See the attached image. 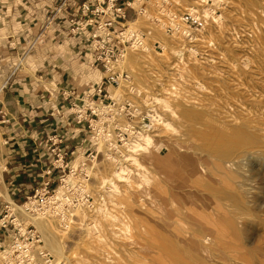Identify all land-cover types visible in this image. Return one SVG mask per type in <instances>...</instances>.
<instances>
[{
	"label": "rangeland",
	"instance_id": "rangeland-1",
	"mask_svg": "<svg viewBox=\"0 0 264 264\" xmlns=\"http://www.w3.org/2000/svg\"><path fill=\"white\" fill-rule=\"evenodd\" d=\"M192 9L201 29L167 30ZM127 22L92 156L39 194L42 212L8 204L16 225L48 227L33 225L35 264H264V0H140ZM215 130L247 142L217 155Z\"/></svg>",
	"mask_w": 264,
	"mask_h": 264
},
{
	"label": "crops",
	"instance_id": "crops-1",
	"mask_svg": "<svg viewBox=\"0 0 264 264\" xmlns=\"http://www.w3.org/2000/svg\"><path fill=\"white\" fill-rule=\"evenodd\" d=\"M106 2L0 0V217L93 153L91 127L123 77L100 59L96 25L112 20L104 46L123 51L134 0H118L125 18L96 13ZM4 234L0 227V241Z\"/></svg>",
	"mask_w": 264,
	"mask_h": 264
},
{
	"label": "built area",
	"instance_id": "built-area-1",
	"mask_svg": "<svg viewBox=\"0 0 264 264\" xmlns=\"http://www.w3.org/2000/svg\"><path fill=\"white\" fill-rule=\"evenodd\" d=\"M153 1H156V0H153ZM210 1L212 2V0ZM126 6H129V3H127ZM103 9L104 10H101V11L95 9V12L103 14L104 11H108L109 13L119 14V16L125 18L124 5L122 6V4L118 3V0H107L106 6ZM206 19L207 18L203 14V12H198L196 9L185 11L180 16V22L187 29L191 31L201 29L206 24ZM112 23H113L112 20H108L102 24L97 23L96 25L97 29L102 31V34H103V36L97 35V39L99 40L100 45H101L99 47V49H101L100 59L108 63H112L113 61L116 62L118 58L122 56V52L124 51V48H125V47L123 48V51L115 52L112 48H108L109 46L105 47L108 44L107 38L109 37V32L106 29H108L109 26L112 25ZM167 30L171 32L172 34L178 33L183 36H185L186 34L184 31L181 30V28L178 25H174L172 24V22L170 26L167 27ZM134 33L135 32H132L130 35H127L126 37L123 36L124 38L123 42L129 43L130 41L132 44L134 42ZM93 37H96V35H93ZM114 104L115 102H110L108 104H105L100 112V115H99L100 117L97 118L95 122L99 121L101 118H103V116L109 115V111L111 110V108L109 107H112ZM126 106H129L127 102L124 104V111L125 109L127 110ZM3 121H4V114L2 110L0 109V124ZM91 130H92V135L94 136L96 134L93 131L94 125L93 127H91ZM123 134L124 133H118L116 136H118V138L121 139L123 137ZM95 139L96 138L93 137L94 141ZM71 168H72V165H70L67 168V170L71 172L72 171ZM64 175L65 173H63V175L60 177L59 183L56 187H54V189L44 188L41 190V193L38 192L31 196H28L26 199L27 201L24 204H27L28 202H30L31 198H34V201L36 202V207L27 206L25 207V210L27 212H34L36 210L42 212L41 210H43L44 208L43 203H45V201H43L42 196H40L39 194L45 195L46 193H48L49 190H55L59 187H62L63 182H64ZM4 206H6V210L3 213V215L0 217V227L1 229H3L5 233L0 241V262L2 264H35L34 259L31 254H32V251H35L34 249L36 248V246H39L41 243L39 233L36 231L33 225H24L23 221L20 222L19 225H16L15 222H12L14 221L15 216L13 215V213H9V209L7 205H4ZM10 224H11V227H9ZM4 238H8V241L6 243H5ZM37 255H39L44 262L49 260L46 253L42 254L38 252Z\"/></svg>",
	"mask_w": 264,
	"mask_h": 264
},
{
	"label": "bare ground",
	"instance_id": "bare-ground-1",
	"mask_svg": "<svg viewBox=\"0 0 264 264\" xmlns=\"http://www.w3.org/2000/svg\"><path fill=\"white\" fill-rule=\"evenodd\" d=\"M140 2V0H134V5H137L138 6V3ZM149 8V7H148ZM172 19H174L173 18V15H172ZM179 19H180V16H179ZM175 21H176V23H179L178 22V20H176L175 19ZM124 25H126V26H128L129 27V24H128V22H125L124 23ZM182 31H184L185 33H188V29H182ZM124 60H128V57H127V55L126 56H124ZM220 130V129H219ZM219 130H215L216 131V133H217V136L218 135H222V134H226V136H229V138H228V140L226 141L227 143L224 145V144H221V145H219L218 146V148H217V155H224V154H229L230 152H231V150L232 149H234L235 147H237V146H239V145H241V144H243V143H245V142H247L246 141V137H245V135H244V137L246 138H244V137H242L241 135H239L236 131H234V130H230L229 132H225V131H219ZM241 130V129H240ZM242 133V132H241ZM244 133V132H243ZM242 133V134H243ZM219 137V136H218ZM101 144H102V142H101ZM121 171V170H120ZM110 185H112V184H110ZM11 205V204H10ZM12 206H14V207H16V208H18V209H21L22 208V206H18V205H15V204H12ZM24 212V211H23ZM24 215V214H23ZM26 215V214H25ZM30 219V221L33 223V225L38 229V230H40V231H43V230H48V227L47 226H45L44 224H43V222H41L40 220L41 219H38L36 216H33V215H31V218H29ZM229 231H230V229H228ZM49 232V231H48ZM227 232V231H226ZM50 233V232H49ZM227 234H228V232H227ZM53 235V234H52ZM51 236V235H50ZM42 237V236H41ZM43 239H44V246H49V247H52V245L50 244V242H48V240L46 239V237H44V235H43ZM56 240V239H55ZM53 248V250L54 251H57V252H60V247H59V245L57 244V245H54V247H52Z\"/></svg>",
	"mask_w": 264,
	"mask_h": 264
}]
</instances>
